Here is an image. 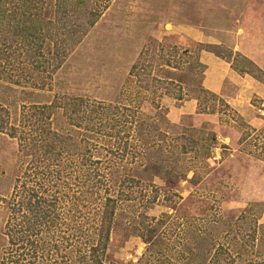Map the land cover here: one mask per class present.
Instances as JSON below:
<instances>
[{
    "label": "trees",
    "instance_id": "trees-1",
    "mask_svg": "<svg viewBox=\"0 0 264 264\" xmlns=\"http://www.w3.org/2000/svg\"><path fill=\"white\" fill-rule=\"evenodd\" d=\"M109 1L0 0V73L6 61L14 74L43 87L45 77L37 70L49 68L50 74L58 67ZM233 61L234 70L264 83V73L253 61L244 56ZM195 65L202 77L204 64ZM184 82L190 94L173 95L168 86L163 91L177 103L194 98L195 112L215 101L229 107L202 84ZM87 106L73 95L29 101L22 104L26 116H15L8 126L18 142L10 172L0 174V185L7 184L0 186V264H264L262 202L247 201L236 215L225 216L218 202L238 198V188L223 187V175L202 176L208 172L203 168L213 167L207 159L216 145L209 132H187L180 123V132L167 140L172 124L161 110L154 117L138 109L130 120L134 133L128 144L134 154L127 162V156L114 155L111 139L100 133L116 128L130 106L99 103L101 111ZM232 116L220 121L237 132L218 143L222 156L232 151L229 161L247 157L264 162V112L256 114L258 126L238 113ZM226 159L217 168L225 167ZM155 177L163 183L155 184ZM183 180L211 185L182 195ZM145 195L149 205L161 197L166 209L157 216L138 209L137 200ZM131 236L143 244L141 253L136 260L117 258L112 245L121 246Z\"/></svg>",
    "mask_w": 264,
    "mask_h": 264
},
{
    "label": "rangeland",
    "instance_id": "rangeland-1",
    "mask_svg": "<svg viewBox=\"0 0 264 264\" xmlns=\"http://www.w3.org/2000/svg\"><path fill=\"white\" fill-rule=\"evenodd\" d=\"M181 25H188L189 28H182ZM192 27L199 29L200 36L202 34L204 37H193ZM202 44L211 47L206 50L201 47ZM202 50L210 51L227 61L232 74L239 78L238 83L229 77L224 78V87L218 93L229 107L215 101L210 107L213 111L210 108L202 109V103L200 112L176 115L170 112L162 98L173 99L170 105L173 109L186 100L177 103L173 95L190 94L185 80H194L205 87L202 82L205 67L201 77L195 65L199 61L206 66L201 59ZM236 54L253 61L264 73V0H110L85 36L58 67L50 74L49 68L45 71L37 70L45 77L43 87H37L30 79L14 74L13 67L6 61L2 64L0 174H8L16 159L18 140L8 134L7 128L15 116H26L28 109L22 108V104L26 107L29 101L43 102L53 96L73 95L84 99L85 105H88L86 109L96 106L101 111L97 105L108 102L130 106L125 111L127 116L119 117L116 128L100 133L102 139H111L110 146L114 155L127 156V162L134 154L133 145L128 144L134 133L130 120L135 119L133 116L138 109L154 117L155 111L161 110V114L172 124L168 129L167 140L173 139L180 132L182 124L187 127V132L193 130L199 135L209 132L210 142L216 145L210 149L211 156L207 159L208 167H213L210 170L203 168L202 171L208 172H201L202 176L208 173L220 178L223 175L221 185L237 187L239 191L238 198L218 202L223 215H236L239 208L250 200L262 202L264 210V162L247 157L229 161L226 156L232 157V151H225L222 156L221 147L218 146L219 142H228L226 134L234 137L237 135L234 128L231 130L221 126V120L238 113L248 124L258 126L261 119L256 114L264 112V83L250 73H239L231 67L233 57H239ZM136 61L137 68L131 74V65ZM192 64L194 67L188 70ZM157 78L158 82L154 80ZM167 81L171 82L165 83ZM163 86H168L173 95L164 93ZM109 134L111 137H108ZM225 159V167L217 168ZM191 174L189 171L187 177ZM153 182L163 183L158 177ZM6 185L0 186L5 188ZM210 185L209 181L192 184L183 180L180 183L181 194L186 195L200 186ZM142 198L137 200V207L146 210L149 215L157 216L166 209L159 196L155 197L152 205L146 203L149 201L146 195ZM142 248L143 244L136 236L129 237L121 246L112 245L113 254L125 260H136Z\"/></svg>",
    "mask_w": 264,
    "mask_h": 264
},
{
    "label": "crops",
    "instance_id": "crops-1",
    "mask_svg": "<svg viewBox=\"0 0 264 264\" xmlns=\"http://www.w3.org/2000/svg\"><path fill=\"white\" fill-rule=\"evenodd\" d=\"M181 27H185L186 29L189 28V26H184L181 25ZM191 33L193 37H199L200 32L199 29H196L194 27L191 28ZM202 37V34L200 38ZM204 37V35H203ZM202 37V38H203ZM210 41V39L208 40ZM201 59L202 62L206 64L205 69H204V76H203V84L205 85L206 88L210 89L211 91L215 93H221L222 88L224 87V78H231L234 80V82L238 83L239 78L238 76H235L232 74V69L229 66V63L225 61L224 59H221L220 57L214 55L210 51L202 50L201 51ZM169 97L162 98V102L165 103L169 107L170 112L177 114H192L194 113L196 109V100L193 98H188L186 100H183L182 103L179 105H176L174 108L176 109H171L170 105L172 106L174 100L170 99ZM169 101V102H167ZM264 216V210L262 211L260 219L264 221L262 218Z\"/></svg>",
    "mask_w": 264,
    "mask_h": 264
}]
</instances>
